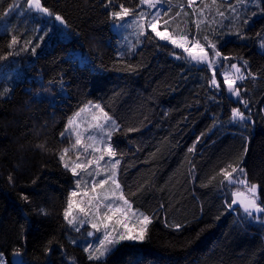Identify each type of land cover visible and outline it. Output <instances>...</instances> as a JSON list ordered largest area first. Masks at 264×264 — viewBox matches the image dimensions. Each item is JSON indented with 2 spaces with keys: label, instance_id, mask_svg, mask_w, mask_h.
Wrapping results in <instances>:
<instances>
[{
  "label": "trees",
  "instance_id": "16d2710c",
  "mask_svg": "<svg viewBox=\"0 0 264 264\" xmlns=\"http://www.w3.org/2000/svg\"><path fill=\"white\" fill-rule=\"evenodd\" d=\"M247 1L213 3L241 9ZM12 5L17 7L9 12ZM121 5L130 9L127 25L148 13L145 31L152 39L138 36L132 46L130 26L113 30L121 22L110 13ZM204 5L205 0H162L150 9L140 0H42L54 14L49 18L28 11L27 0H0V259L264 264V215L249 218L241 207L229 209L235 196L221 171L231 173L229 165L239 164L264 201V0L259 18H192ZM164 11L157 31L167 28L177 41L186 34L189 47L196 40L215 43L222 66L177 59L176 54L186 56L183 49L160 40L147 25ZM55 14L66 26L56 23ZM184 15L187 25L176 27ZM13 36L17 42L9 48ZM206 51L211 59V49ZM233 63L245 76L238 84L247 108L224 83ZM214 72L219 88L210 84ZM90 103L119 125L111 143L120 160V192L151 219L144 241L120 243L102 261H89L71 243V236L84 233L64 219L75 177L60 155L69 149V162L79 149L73 134L61 133ZM233 108L247 122H232Z\"/></svg>",
  "mask_w": 264,
  "mask_h": 264
},
{
  "label": "rangeland",
  "instance_id": "374dc122",
  "mask_svg": "<svg viewBox=\"0 0 264 264\" xmlns=\"http://www.w3.org/2000/svg\"><path fill=\"white\" fill-rule=\"evenodd\" d=\"M206 5L200 8V11L192 16V18H259L263 11L259 8V0H249L242 4L241 9L238 6H235L230 9H220L216 7L213 3V0H205ZM29 7L27 3V8ZM33 14L38 16H46L45 14L38 13L35 9L31 10ZM223 13L221 16L219 13ZM189 16L184 15L181 18V21L176 27L187 25ZM141 18H133L130 26V33L128 37V41L131 42L132 46L136 45V39L138 38L139 27L138 24L143 22ZM133 21H137V23L133 24ZM59 24L58 21H56ZM117 25V24H115ZM113 25V30L115 32H119L121 28H117ZM4 27V22H0V35L1 31ZM175 33V31H174ZM133 36V39H132ZM126 40H123L125 44ZM126 44L124 47H126ZM259 50L264 52V48L259 46ZM131 54V52L129 53ZM98 105L97 103H90V106L84 111H78L80 115L75 117V124L70 129L71 134L76 139L75 133H80V145H77L79 150H77L76 155L71 158L68 162V156H65L63 163L69 164V169L73 167L76 163H80L84 165L82 168L77 169L78 175H74L75 183L71 189L70 197L68 200V206L66 211L69 212L68 219L73 220V224H69L68 220L64 219L68 223V225L75 230L76 232L83 231L84 234H79L77 236H71L70 241L73 244H77L81 246L84 250L90 244L92 248L100 247V239H103L104 228L101 227L99 232H96L92 227V222H99V219L102 218L106 213H109V210L105 205L109 202H114V204H123L122 201L114 200L113 192L118 197L121 192L120 189L117 190L115 185L112 183L110 179H108L113 172L112 164L115 162L114 157H109L106 149L109 144L108 132L113 131V126L111 124V120H105L103 117V113L94 106ZM104 112V111H103ZM72 117V118H73ZM97 125L103 126V131L101 132L100 128ZM89 136H94L95 139H88ZM87 148V151H85ZM103 157V159H100ZM92 161L91 164L88 162ZM116 172V168H115ZM117 181V174L115 176ZM106 180L107 182L100 186V181ZM118 182V181H117ZM231 186V192L237 193L238 197H247L250 194L247 192V188L245 185L233 184ZM95 189V191H93ZM75 193V195H73ZM107 197L108 199H105ZM71 201V207H69V202ZM83 209V211H81ZM243 210V208H241ZM134 210V209H133ZM137 213H141L138 210H134ZM244 212V211H243ZM255 216H258L260 213H254ZM111 215V214H110ZM116 216H113L112 220L107 221L109 224L108 231L112 232L114 236H118L119 234H128V235H136L139 233L141 228V219L142 217H137L133 215L131 212L129 213L127 219L120 217V223H116ZM81 220H86L88 223L81 224ZM79 229V231H77ZM113 229L115 231H113ZM88 232H94L93 237H89ZM75 241V243L73 242ZM127 242H140L134 240H124L120 243ZM118 243L115 248L120 244ZM114 248V249H115ZM113 249V250H114ZM112 250V251H113ZM111 251V252H112ZM85 252V251H84ZM110 252V253H111ZM86 253V252H85ZM88 257V253H86Z\"/></svg>",
  "mask_w": 264,
  "mask_h": 264
},
{
  "label": "snow or ice",
  "instance_id": "6c2138e0",
  "mask_svg": "<svg viewBox=\"0 0 264 264\" xmlns=\"http://www.w3.org/2000/svg\"><path fill=\"white\" fill-rule=\"evenodd\" d=\"M249 2H251V0H249ZM27 3L29 5L28 11L35 9L38 13L45 14L49 18H51L54 15L50 9L42 6V0H27ZM160 3H162V0H140V5H147L148 8L150 9L156 8L157 5ZM16 7H17L16 5L10 6L9 12L15 10ZM129 15H130V9L124 7L123 5H121L119 11H113L110 13V16L113 19L121 22L115 25V27L117 28H122L127 25V22L125 21V17H128ZM147 15L148 13L146 12L141 13V20H143V17ZM162 15H167V11H164L163 13L157 12L154 16H152L151 20L147 21V25L148 27L151 28V31L155 33V36L158 37L160 40H167L170 43H172L174 47L183 49V53H185L186 56L176 54L177 59H187L190 62L195 63V64H206L207 67L210 69H218L219 67L222 66V60L220 59L222 57V54L220 51L217 50V46L215 43L208 41L207 36L204 37V40L208 41L206 46L201 44L199 40H196V42L192 43L191 47H189L186 34L185 36L181 38L180 41H177L176 39H173L170 35L166 34L167 28L165 29V32L157 31L156 21L159 20ZM177 15H179V13H177ZM219 15L223 16L224 14L221 12L219 13ZM55 21H58L61 25L66 26L65 20L59 14H55ZM248 22H249L248 20H244V24H247ZM135 23H137V21H133V24ZM164 24L167 25L168 21H164ZM127 26H131V25H127ZM138 27H139V32H138L139 36H147L148 39H152V37L148 36L147 32L145 31V24L143 22L139 23ZM40 39L42 40L43 37H40ZM16 42H17L16 37L13 36L11 43L8 45L9 48H11ZM37 47H39V45H37ZM206 47L208 49H211V52L213 53V56L211 59L209 58V52L206 51ZM261 47L264 48V43L261 44ZM194 49H198V51H194ZM32 52L33 54H35L36 48H32ZM222 59L227 60L228 57H223ZM244 66H247V61H244ZM230 69L234 70V72L230 71L229 69H225L224 83L227 85V89L229 93L232 96H235L237 98V101L239 103L244 104L245 108H247L248 106L247 101L241 99V86L238 84L239 81H243L245 79V76L241 72V68L238 67L237 64L235 63L230 65ZM249 75L251 74L249 73ZM210 84L212 86H216L217 88L220 87V85L217 83L215 72L212 76ZM94 107L99 109L101 113H103V117L106 121L111 119L107 113L103 112V109H101L99 105H95ZM81 111H84V109H81ZM79 115L80 113L77 112L75 114V117H78ZM75 117L70 118L68 120V124L65 127V132L61 133V137H63L65 134H68L70 132V129H72V127L75 124ZM231 119H232V122L234 123L235 122H247L249 117L246 116L244 112L241 111L239 108H233ZM111 124L113 126V130L119 129V125L117 124L115 120H111ZM97 127L100 128L101 132L103 131V126L97 125ZM129 131H132V130L130 129ZM75 135H76L75 143L76 145H80L81 143L80 135L81 134L75 133ZM107 135L109 138V144H108L106 151L109 157H113L116 155V152L114 151V146L111 143L113 132L109 131ZM88 139L94 140L95 137L89 136ZM68 151L69 149L67 148L63 150V153L60 155L61 161L65 160V155L68 153ZM85 151H87V148H85ZM189 151H192V149H190ZM246 151H247V148H245V152ZM100 159H103V157H101ZM88 163L91 164L92 161H89ZM119 163H120V160L116 159L115 162L112 164L113 172H112V175L108 178L112 181V183L115 185V188L117 190H119L121 187L120 184L115 179V176H116L115 168ZM64 167L66 169H69V164L64 163ZM82 167H84V165L80 163H76L69 170L72 171L73 175H78L77 169L82 168ZM229 167L232 168L231 173L225 171L224 169L221 170L224 173L225 181H227L229 185H233V184L245 185L247 188V192L250 194L249 196L243 197L239 200V205L241 208H243L244 213L249 218H251L254 215V213H260L264 215V206H262L264 205V201H261L260 196L258 194V185L255 183L249 184L245 170L243 167H240L239 164H237L235 167H233L232 165H229ZM106 182H107L106 180H101L100 186H103ZM221 183L223 184L224 182L222 181ZM93 191H95V189H93ZM73 195H75V193H73ZM233 195L236 196L237 193H233ZM113 197H114V200L122 201L123 204L122 205L114 204V202L107 203L105 207L108 208L109 213L111 215L106 213L102 218L99 219L98 223L97 222L91 223V227L96 232H99L101 227H103L105 231L103 234V239H100V247L93 249L92 245L90 244L88 247L84 249V251L88 253L89 261H102L115 248V246L121 241H124V240L144 241L146 239L148 225L151 223L150 217L147 215H144L143 213L135 212L132 208V204L128 201V199L125 198L122 192L118 197L115 195V192H113ZM105 199H108V198L105 197ZM237 203H238L237 199H233L231 204L228 205L229 209H231L232 206L236 205ZM69 207H71V201L69 202ZM81 211H83V209H81ZM130 212L133 215L137 216L138 218L142 217L141 219L142 226L138 234L136 235L119 234L118 236H114L112 232L108 231L109 224L107 223V221L112 220L113 216H116L117 214H119L115 222L120 223L121 222L120 217L127 219ZM64 215H65V219L68 220V223L70 225L73 224V220L68 219L69 212L65 211ZM257 219H259V217H257ZM80 223L84 224V223H88V221L81 220ZM77 231H79V229H77ZM113 231L115 230L113 229ZM87 235L89 237H93L94 232H88ZM73 242L75 243V241ZM0 264H7V261L5 259H0Z\"/></svg>",
  "mask_w": 264,
  "mask_h": 264
},
{
  "label": "water",
  "instance_id": "95a60500",
  "mask_svg": "<svg viewBox=\"0 0 264 264\" xmlns=\"http://www.w3.org/2000/svg\"><path fill=\"white\" fill-rule=\"evenodd\" d=\"M243 198L242 196L241 197H238V196H235L233 199H237L238 203L236 205H233L232 208L230 209L231 211H233L235 208L237 207H240L239 205V200Z\"/></svg>",
  "mask_w": 264,
  "mask_h": 264
},
{
  "label": "bare ground",
  "instance_id": "6f19581e",
  "mask_svg": "<svg viewBox=\"0 0 264 264\" xmlns=\"http://www.w3.org/2000/svg\"><path fill=\"white\" fill-rule=\"evenodd\" d=\"M24 74H25V73H24ZM27 74H28V73H27ZM25 76H26V75H25ZM21 81H22V80H21ZM21 81H20V82H21ZM20 82H19V83H20ZM15 85H16V84H15Z\"/></svg>",
  "mask_w": 264,
  "mask_h": 264
}]
</instances>
